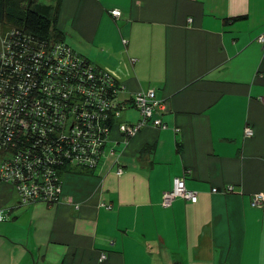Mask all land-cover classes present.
Wrapping results in <instances>:
<instances>
[{
    "label": "crops",
    "instance_id": "obj_1",
    "mask_svg": "<svg viewBox=\"0 0 264 264\" xmlns=\"http://www.w3.org/2000/svg\"><path fill=\"white\" fill-rule=\"evenodd\" d=\"M56 28L120 100L154 90L164 128L113 129L94 172L63 176L56 206L17 207L0 186V264H264V207L251 206L264 194V0H62ZM178 177L198 200L164 208Z\"/></svg>",
    "mask_w": 264,
    "mask_h": 264
},
{
    "label": "built area",
    "instance_id": "obj_2",
    "mask_svg": "<svg viewBox=\"0 0 264 264\" xmlns=\"http://www.w3.org/2000/svg\"><path fill=\"white\" fill-rule=\"evenodd\" d=\"M111 15L120 13L114 10ZM258 42L264 43V34ZM122 89L63 44L32 40L15 29L0 34V186L16 194L21 205L56 206L63 201L58 170L66 162L95 170L110 140L111 118L119 122L114 129L125 140L147 125L164 128L160 115L166 104L154 90L123 101L119 99ZM132 108L138 121L120 122ZM252 134L251 128H245L246 137ZM233 191L231 187L223 190ZM176 199L198 200L180 177L163 194L161 204L168 208ZM251 206L264 207V194L254 195ZM4 220L0 210V222ZM105 257L101 255L100 261Z\"/></svg>",
    "mask_w": 264,
    "mask_h": 264
},
{
    "label": "trees",
    "instance_id": "obj_3",
    "mask_svg": "<svg viewBox=\"0 0 264 264\" xmlns=\"http://www.w3.org/2000/svg\"><path fill=\"white\" fill-rule=\"evenodd\" d=\"M14 1L15 0H0V34L3 35L4 33L15 29L29 36L32 40H49L67 46L63 42L62 33L56 28L57 15L62 0H55L54 5H41L39 4V0H27V4L23 7L22 12H18L10 7ZM94 67L97 68L96 66ZM118 123V121L111 118L109 122V130L113 131ZM92 172H94V170H83L71 167L67 162L58 170L61 180L63 176L68 173L91 174ZM24 206L30 205H21L18 200L17 207Z\"/></svg>",
    "mask_w": 264,
    "mask_h": 264
},
{
    "label": "rangeland",
    "instance_id": "obj_4",
    "mask_svg": "<svg viewBox=\"0 0 264 264\" xmlns=\"http://www.w3.org/2000/svg\"><path fill=\"white\" fill-rule=\"evenodd\" d=\"M55 3V0H39V4L41 5H53ZM27 4V0H15L14 3L10 5L11 8L18 12L23 11V7ZM12 196H16V194L11 193ZM5 216V215H4ZM7 218V217H6ZM4 221H1L0 226L3 225ZM1 235H4L3 232L0 233Z\"/></svg>",
    "mask_w": 264,
    "mask_h": 264
}]
</instances>
